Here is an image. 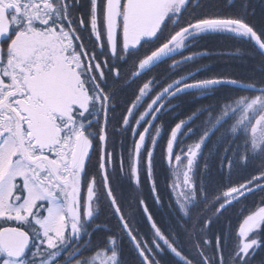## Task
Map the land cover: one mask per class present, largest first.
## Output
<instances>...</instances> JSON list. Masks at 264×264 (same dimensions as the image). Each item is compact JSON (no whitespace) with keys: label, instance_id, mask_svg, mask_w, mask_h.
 <instances>
[{"label":"snow or ice","instance_id":"obj_1","mask_svg":"<svg viewBox=\"0 0 264 264\" xmlns=\"http://www.w3.org/2000/svg\"><path fill=\"white\" fill-rule=\"evenodd\" d=\"M0 264H264V0H0Z\"/></svg>","mask_w":264,"mask_h":264},{"label":"trees","instance_id":"obj_2","mask_svg":"<svg viewBox=\"0 0 264 264\" xmlns=\"http://www.w3.org/2000/svg\"><path fill=\"white\" fill-rule=\"evenodd\" d=\"M257 3H258V0H257ZM211 43H213V44H215V45L218 46V42H211ZM157 71H158V72H162V71H163V68L158 69ZM177 78H178V77H177ZM209 215H211V213H209ZM103 222H104V217L101 216V218H100V220L98 221V223H103ZM257 259H259V257H258Z\"/></svg>","mask_w":264,"mask_h":264}]
</instances>
